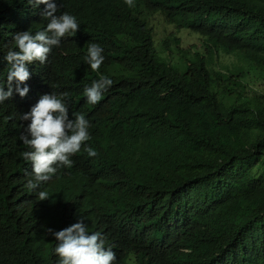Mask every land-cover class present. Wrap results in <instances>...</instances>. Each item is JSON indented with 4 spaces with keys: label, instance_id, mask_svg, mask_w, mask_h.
I'll use <instances>...</instances> for the list:
<instances>
[{
    "label": "trees",
    "instance_id": "1",
    "mask_svg": "<svg viewBox=\"0 0 264 264\" xmlns=\"http://www.w3.org/2000/svg\"><path fill=\"white\" fill-rule=\"evenodd\" d=\"M57 1L80 27L62 38L68 40L63 51L50 52L47 69L59 66L66 74L60 62H71L76 109L98 118L103 150L112 136L120 151L132 153L129 177L123 187L109 188L90 178L91 160L77 158L29 191L32 165L21 159L18 132H0V264H58L47 229L60 227L67 203L92 195L111 214L157 231L145 199L158 218L180 222L190 251L184 264H218L224 255L239 260L249 250L264 251V0H163L182 26L202 37L198 45H181L173 36L163 47L140 11L119 0ZM26 5L0 0V33L8 32L0 37V67L17 32L41 31L46 6L27 16ZM90 43L103 48L102 72L116 83L97 106L79 94ZM49 89L62 92L54 81ZM6 120L0 119V131ZM40 191L50 199L39 201ZM104 224L99 219L96 226ZM140 255L136 246L113 264H138Z\"/></svg>",
    "mask_w": 264,
    "mask_h": 264
},
{
    "label": "clouds",
    "instance_id": "2",
    "mask_svg": "<svg viewBox=\"0 0 264 264\" xmlns=\"http://www.w3.org/2000/svg\"><path fill=\"white\" fill-rule=\"evenodd\" d=\"M119 1L140 11L155 43L156 33L163 26L174 27V32L164 39L167 43L173 36L182 41L183 31H189L182 26V18L175 9L160 3L163 0ZM43 6L46 7L41 31L35 34L31 30L17 32L13 44L4 53V65L0 67V103L12 97L14 101L0 106V119L7 117L1 135L7 137L17 130L22 141L21 159L27 167L32 165V178L25 184L29 191L48 182L58 170L70 168L77 158L92 161L90 178L119 189L129 177L132 153L126 148L120 151L112 136L111 146L103 150L98 118L88 110L75 107L78 97L71 95L75 84L71 62L66 57L63 58L69 63L60 62L69 69L66 74L59 66L47 69L48 64H45L51 51H63V43L68 40L62 38L77 33L80 25L75 14L57 0H27L23 11L28 16ZM0 34L2 40L8 37L7 30ZM198 41L186 45H198ZM102 53V47L90 43L83 58L85 72L79 94L89 106L99 105L104 93L116 87V83L102 72L105 60ZM51 81L58 85L61 93L49 89ZM176 188L177 193L179 188ZM47 199H50L48 193L40 191L38 200ZM177 199L183 205V199L178 196ZM144 205L156 216L159 231L142 220L111 214L96 195L78 197L67 203L60 227L47 229L55 240L58 264H113L124 251L132 252L136 246L141 248L138 264H184L190 251L188 234L182 230L181 223L167 217L158 218L152 203L146 199ZM99 219L105 221L103 226H96ZM218 264H264V251L249 250L239 260L234 254L224 255Z\"/></svg>",
    "mask_w": 264,
    "mask_h": 264
},
{
    "label": "rangeland",
    "instance_id": "3",
    "mask_svg": "<svg viewBox=\"0 0 264 264\" xmlns=\"http://www.w3.org/2000/svg\"><path fill=\"white\" fill-rule=\"evenodd\" d=\"M174 32V27L173 26H166V27H161L157 33H156V43L157 44H161L164 39L169 36L170 33ZM181 44L183 45V43L185 44H190V43H194L196 42V40L200 39V35L196 34V33H192L189 31H183V33L181 34ZM173 48L175 50V52H178L177 48L175 47V45L173 44ZM264 88V86H263Z\"/></svg>",
    "mask_w": 264,
    "mask_h": 264
}]
</instances>
